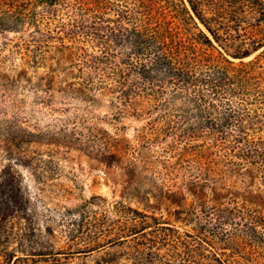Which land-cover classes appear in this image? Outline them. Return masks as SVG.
Segmentation results:
<instances>
[{
	"label": "trees",
	"instance_id": "trees-1",
	"mask_svg": "<svg viewBox=\"0 0 264 264\" xmlns=\"http://www.w3.org/2000/svg\"><path fill=\"white\" fill-rule=\"evenodd\" d=\"M215 5L222 13L259 11L264 23V0ZM204 7L202 0H0V36L19 35L0 40V79L18 73L28 81L26 71L46 69L49 100L34 114L56 127L47 138L24 130L20 145L45 139L119 166L122 196L152 210L165 198L183 205L193 197L183 209V220L195 221L192 233L118 201L114 219L91 218L99 221L90 223L94 237L77 254L119 247L131 264H264V32L252 50L236 46L230 18H208ZM11 55L17 62L6 66ZM101 103L111 120L132 113L146 126L126 140L125 127L103 128L104 118L92 116ZM6 152L0 264H20L28 258L8 251L13 224L25 219L28 236L36 227L21 159Z\"/></svg>",
	"mask_w": 264,
	"mask_h": 264
},
{
	"label": "rangeland",
	"instance_id": "rangeland-1",
	"mask_svg": "<svg viewBox=\"0 0 264 264\" xmlns=\"http://www.w3.org/2000/svg\"><path fill=\"white\" fill-rule=\"evenodd\" d=\"M202 1L207 5L204 8L208 18L219 14L230 18L227 23L231 27L229 31L236 46L250 49L253 41L260 39L261 33L264 32V23L261 21L262 15L259 11L243 8L235 12L226 9L222 13L217 11L215 3L223 0ZM199 25L206 31L203 25ZM18 36L3 35L0 36V40L15 39ZM27 36L28 32L25 34V37ZM6 48L3 54H10L13 50L11 44ZM262 50H258L249 58L235 62L250 61ZM14 57L9 56L5 65L9 66L14 61L17 62ZM3 67L0 64V68ZM26 74L31 84H28L23 77H19L18 73L14 78L0 79V168L8 164L9 156L6 150H10L16 159H21L22 162L19 161L20 164L16 167L21 173L24 187L27 188V194L31 198L30 208L33 212L31 221L36 227V234L28 236L25 235V219L22 218L18 224H13L8 251L15 253L18 257L28 258L26 262L20 264H131L124 256H120L119 247L77 254L80 248L93 239L90 237H94L96 231L94 226H97L99 221L96 223L97 221L91 218L97 216L101 219L107 212L108 216L114 219L116 216L114 206L118 201L156 218L159 222L181 233L193 232L195 221L183 220L185 217L183 209H188V204L192 202L193 197L188 196L183 205L165 198L158 209L152 210L136 198L126 199L122 196L126 177L124 170L119 166L108 167L87 152L62 145L46 144L45 139L20 145L19 138L23 136L24 130L42 132L41 138H47L50 133L56 132L55 121L44 118L40 114H34V109L46 107L49 100L45 86L46 69L28 70ZM64 77L62 75L57 84ZM32 84L37 86V91L31 89ZM52 95L60 98L61 93L52 92ZM52 101L51 98V103ZM108 110L106 105L102 106L101 103L99 108L93 111L92 116L104 118L109 125H101L103 128L111 129L110 122L112 126L125 127L126 129L121 133L128 141L133 139L134 131L146 126L148 121L146 117H137L132 113L125 114L119 121H113L111 112ZM132 143L138 146L137 141ZM159 145L167 146L165 143ZM92 152L95 154V151ZM148 202L152 204L155 201L150 199ZM178 211H181L180 215ZM85 214L86 218L82 221ZM90 223L94 226H90ZM191 246L195 247V244ZM221 252L229 251L222 249ZM29 253H43V255L28 256ZM107 253L110 254L107 255Z\"/></svg>",
	"mask_w": 264,
	"mask_h": 264
}]
</instances>
